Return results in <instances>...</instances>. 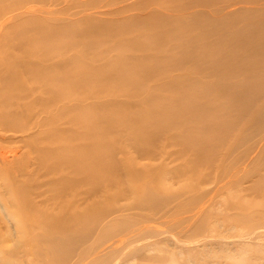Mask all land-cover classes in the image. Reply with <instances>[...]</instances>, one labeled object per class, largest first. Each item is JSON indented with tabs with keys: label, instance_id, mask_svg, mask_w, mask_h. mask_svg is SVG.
I'll return each mask as SVG.
<instances>
[{
	"label": "bare ground",
	"instance_id": "bare-ground-1",
	"mask_svg": "<svg viewBox=\"0 0 264 264\" xmlns=\"http://www.w3.org/2000/svg\"><path fill=\"white\" fill-rule=\"evenodd\" d=\"M64 2L0 0V264H264V0Z\"/></svg>",
	"mask_w": 264,
	"mask_h": 264
},
{
	"label": "rangeland",
	"instance_id": "rangeland-1",
	"mask_svg": "<svg viewBox=\"0 0 264 264\" xmlns=\"http://www.w3.org/2000/svg\"><path fill=\"white\" fill-rule=\"evenodd\" d=\"M123 1L124 0H99V1H95V2H91V1L86 2V0H83V2H76V3L64 2L65 5H63L64 3H61V4L53 7L57 13L56 15H54V18L58 19L59 21H63V22H71V21L73 22V21H80V19L83 17V15L85 13H92V15L96 16L99 19H113V18H115L113 20H123V19L126 20V19H130V17H133V16H139L141 18H144L150 10V9H147L145 11H137V10L131 9V11H129L125 14L118 15V16L102 15V14L97 13L98 11L104 12L105 10H116L117 8L126 6L129 3L131 4L133 0L128 1V2H123ZM192 1L193 0H159V2H162L163 5H159L160 3H157V5L151 6V8L154 7L156 9H158L157 11L159 14H164V15L175 14L176 12L173 9H178L180 7V5L188 4ZM162 6L166 7L167 9L163 8ZM169 9H170V11H169ZM199 9H201V8L191 9L188 12H191L193 10H199ZM154 23H156V22H154ZM156 24H159V23H156ZM133 30H134L133 32H131L127 35L128 37L131 38V37H135V36L138 37L139 36V34H140L138 32L139 28L134 27ZM95 37L100 39V40L103 39V36H101V35H96ZM139 37H142L141 38L142 40L148 39L147 34H145L143 36L141 34V36H139ZM131 86L132 85H130L131 89H128L127 88L128 86H126V87L122 86L121 88L122 89L127 88V90H129V91L135 90L136 88H138V87L133 86L134 89H132ZM112 87L113 86H111V90L115 88V87L114 88H112ZM118 88L120 90H117V87L114 90L121 91V88L120 87H118ZM127 90L125 89V91H127ZM123 97L121 99H124L126 96L124 98ZM118 98H120V97H118ZM185 182H186V180L176 182L174 184V188L176 190H181L183 188V185ZM221 207H223V206H221Z\"/></svg>",
	"mask_w": 264,
	"mask_h": 264
}]
</instances>
